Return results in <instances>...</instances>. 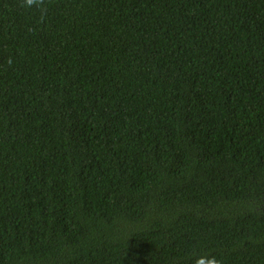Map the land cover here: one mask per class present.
Instances as JSON below:
<instances>
[{
    "label": "trees",
    "instance_id": "obj_1",
    "mask_svg": "<svg viewBox=\"0 0 264 264\" xmlns=\"http://www.w3.org/2000/svg\"><path fill=\"white\" fill-rule=\"evenodd\" d=\"M199 253L264 264V0H0V264Z\"/></svg>",
    "mask_w": 264,
    "mask_h": 264
},
{
    "label": "clouds",
    "instance_id": "obj_2",
    "mask_svg": "<svg viewBox=\"0 0 264 264\" xmlns=\"http://www.w3.org/2000/svg\"><path fill=\"white\" fill-rule=\"evenodd\" d=\"M18 6L26 11L37 14L38 21L44 23L49 13L50 0H18ZM8 65L13 64V58L7 59ZM192 264H223L221 258L212 253H199L195 255Z\"/></svg>",
    "mask_w": 264,
    "mask_h": 264
}]
</instances>
